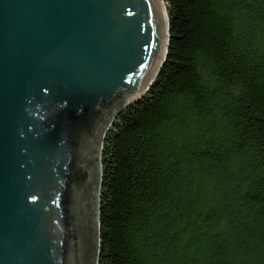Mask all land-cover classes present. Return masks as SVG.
Wrapping results in <instances>:
<instances>
[{"label": "trees", "instance_id": "1", "mask_svg": "<svg viewBox=\"0 0 264 264\" xmlns=\"http://www.w3.org/2000/svg\"><path fill=\"white\" fill-rule=\"evenodd\" d=\"M166 60L102 156L98 264H264V0H163Z\"/></svg>", "mask_w": 264, "mask_h": 264}, {"label": "water", "instance_id": "2", "mask_svg": "<svg viewBox=\"0 0 264 264\" xmlns=\"http://www.w3.org/2000/svg\"><path fill=\"white\" fill-rule=\"evenodd\" d=\"M165 11L0 0V264H98L103 142L166 60Z\"/></svg>", "mask_w": 264, "mask_h": 264}, {"label": "bare ground", "instance_id": "3", "mask_svg": "<svg viewBox=\"0 0 264 264\" xmlns=\"http://www.w3.org/2000/svg\"><path fill=\"white\" fill-rule=\"evenodd\" d=\"M165 10V9H164ZM166 12V11H165Z\"/></svg>", "mask_w": 264, "mask_h": 264}]
</instances>
